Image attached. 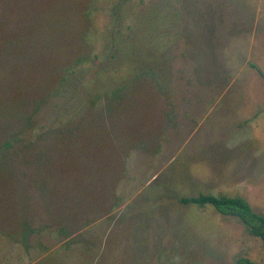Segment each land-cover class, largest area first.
<instances>
[{"label": "rangeland", "instance_id": "obj_1", "mask_svg": "<svg viewBox=\"0 0 264 264\" xmlns=\"http://www.w3.org/2000/svg\"><path fill=\"white\" fill-rule=\"evenodd\" d=\"M262 75L264 0H0V264H264L179 202L264 216Z\"/></svg>", "mask_w": 264, "mask_h": 264}, {"label": "trees", "instance_id": "obj_2", "mask_svg": "<svg viewBox=\"0 0 264 264\" xmlns=\"http://www.w3.org/2000/svg\"><path fill=\"white\" fill-rule=\"evenodd\" d=\"M156 86L158 88V84ZM179 202L183 205L192 204L197 207L209 206L221 215L237 219L250 236L261 240L264 250V216L255 213L245 198L198 193L196 196L182 197Z\"/></svg>", "mask_w": 264, "mask_h": 264}]
</instances>
